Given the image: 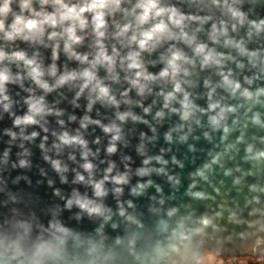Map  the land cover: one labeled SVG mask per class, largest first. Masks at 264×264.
Here are the masks:
<instances>
[{"label":"water","instance_id":"95a60500","mask_svg":"<svg viewBox=\"0 0 264 264\" xmlns=\"http://www.w3.org/2000/svg\"><path fill=\"white\" fill-rule=\"evenodd\" d=\"M162 5L205 18L203 24L187 21V30L196 34L198 43L225 57L220 66L201 67L202 58L191 47L177 44L195 59L194 65H186L190 75L181 78L189 83L183 87L197 109L205 110L187 121L181 118L183 93L164 107L159 93L172 91L170 83L152 85L151 93L140 96L123 71L117 83L101 68L98 75L119 106L96 100L89 111V90L79 98V88L73 85L45 92L27 76L22 62L0 65L7 66L14 79L21 77L5 86L8 100L0 95V264H202L206 251L264 263V95H241L245 89L253 94L264 89V25L258 30L253 24L264 21V0H228V6L242 13L237 17L224 0L220 6L212 0H162ZM12 7L19 11L17 3ZM221 21L228 35L213 42L212 25L222 27ZM92 39L89 35L77 50L92 52ZM226 40L242 44L245 52L226 45ZM112 43L108 41L109 48ZM168 46L144 54L149 72L158 74L164 68L160 57ZM0 48L23 50L29 57L38 53L45 69L54 62L51 47L0 39ZM55 63L58 74L83 67L62 50ZM221 72H231L230 79L240 83L235 95L219 86ZM45 79L54 84L56 78ZM212 87L216 92L210 101ZM40 97L51 111L37 116L36 124L17 125V118L30 114L28 101ZM216 101L234 109L219 127L209 120L219 109L207 111ZM157 112L164 115L158 117ZM124 113L132 115L120 120ZM86 116L93 122H86ZM113 126L119 133L104 130ZM65 133L69 140L79 138L85 144L65 143L60 139ZM117 135L119 139H113ZM113 145L116 150L109 153ZM117 177L126 182L117 183ZM101 181L103 194L97 195ZM97 207L99 213L89 212Z\"/></svg>","mask_w":264,"mask_h":264},{"label":"clouds","instance_id":"9594fccd","mask_svg":"<svg viewBox=\"0 0 264 264\" xmlns=\"http://www.w3.org/2000/svg\"><path fill=\"white\" fill-rule=\"evenodd\" d=\"M212 2L214 5L220 6V0H212ZM14 3L18 4V12L13 10ZM126 3L131 4V0H0V39L8 42L19 39L33 45L51 47L54 61L50 67L45 69L37 58L38 53L29 57L23 50L8 52L4 48H0V65H3L5 61L9 63L22 62L27 70V76L45 92H52L65 85H73L79 88L76 93L77 98H79L85 90H89L91 101L89 111L96 100L119 106V101L112 94L110 86L105 83V79L98 75L101 68L107 72V79L117 83L121 79L120 71H123L125 73L124 79L131 85V88L137 90V94L140 96H144L146 92L151 93L153 91L152 85L160 84L163 87L170 83L173 86L172 91L159 93L164 97V107L168 108L171 102L177 99V94L183 93V99L180 101L183 108L181 118L185 121L189 120L197 110L205 111L204 109H197L193 104L190 94L183 87L185 83L189 82L181 78L190 75L186 65H194L195 59L187 56L177 46L178 43L182 42L191 47L195 56L202 58L201 67H208L213 64L220 66L225 59L224 55L216 53L214 49H209L205 43H198L196 34H190L187 30V21H199L203 24L205 18L185 15L174 6H163L162 0H136L134 4H131V7H125ZM37 4L39 9L35 6ZM224 6L228 7L233 17L242 16V13L228 6V0H224ZM118 13L121 14L120 20L116 19ZM9 17H11L10 23H8ZM220 23L222 27H218L216 24L212 25L210 39L213 42L218 43L221 36L228 35L226 23L224 21ZM253 24L259 30L261 25H264V21H261L259 25H256L255 22ZM196 31L199 32L200 29L198 28ZM89 35L93 38L90 45L93 51L82 54L77 49L83 45ZM109 40L115 41L110 48ZM164 44L169 45L167 54L160 57L165 66L158 74H153L148 71L144 54H151ZM225 44L234 45L242 53L245 52L242 44H235L232 40H226ZM61 50L70 60L78 61L83 67L79 70H65L62 74H58L59 70L55 61L58 60ZM220 75L223 77V84L219 86L225 87L232 95H235L241 88L240 83L230 79L231 72L227 74L221 72ZM46 76L56 78L55 83H49L45 79ZM20 78L17 76L15 79ZM15 79L7 66L0 68V95L5 93V86L8 83H14ZM205 84L210 86L208 81H205ZM128 91H125L123 95L127 96ZM215 92L216 88L212 87L208 93L210 101ZM92 94H95V99L92 98ZM241 95L252 99L254 95L256 97L264 95V89H259L255 94L245 89ZM8 99L7 95H3V100ZM126 102L131 103V101ZM28 103L30 114L23 118H17L15 121L17 125L22 123L36 124L38 123L37 116H42L51 111L47 109L44 97L31 98ZM8 107L9 105L5 104L6 110ZM217 109H219L218 113L209 117L210 123L215 127L220 126L221 121L226 118V113L234 111L231 107L222 106L220 101L210 103L207 111L215 112ZM144 111L147 113L150 108H145ZM172 111L178 110L173 108ZM129 115L132 114H120L119 119L125 120ZM156 115L161 117L164 113L157 112ZM84 119L86 122H93L87 116ZM132 119L139 118L132 116ZM257 123H259L258 118ZM104 130L106 132L115 130L119 133V129L115 126L112 128L105 127ZM60 139L65 143L75 141L85 144V141L79 138L69 140L67 133ZM113 139H119V135ZM167 139H172L170 134ZM181 139L184 140L186 137ZM115 150L114 145L108 149L109 153ZM156 159L162 161L160 157H156ZM148 162L145 161L146 164ZM162 162L166 163V161ZM55 166L57 170H60L58 162L55 163ZM84 167L91 170L92 165L86 164ZM79 179L83 180L84 177L80 176ZM116 182L122 183L126 180L124 177H117ZM102 184L103 181L96 185L97 195L103 194ZM140 187L142 189L144 186L141 185ZM116 191L119 192L121 189ZM76 203L80 204L81 207H86V204L80 200H77ZM71 204L72 201H69V206ZM89 212L99 213L100 209L99 207L90 208ZM123 214L121 212V215ZM3 255L4 251L0 250V257Z\"/></svg>","mask_w":264,"mask_h":264},{"label":"rangeland","instance_id":"374dc122","mask_svg":"<svg viewBox=\"0 0 264 264\" xmlns=\"http://www.w3.org/2000/svg\"><path fill=\"white\" fill-rule=\"evenodd\" d=\"M211 257L212 258H217L216 256H214V255H212L211 254V252H209V251H207L205 254H204V256H203V258H202V263L203 264H211ZM239 261H241V263L240 264H247V263H249L250 261H253V262H257L258 263V260H254V259H251V258H245V259H241V260H239ZM224 262H225V260H224ZM261 262V261H260ZM215 264H223V261L222 260H216L215 259ZM264 264V263H263Z\"/></svg>","mask_w":264,"mask_h":264},{"label":"trees","instance_id":"16d2710c","mask_svg":"<svg viewBox=\"0 0 264 264\" xmlns=\"http://www.w3.org/2000/svg\"><path fill=\"white\" fill-rule=\"evenodd\" d=\"M211 254L212 255H214V256H216L215 254H213L212 252H211ZM217 257V256H216ZM215 259L217 260H222L223 261V264H236V263H241V261H239V260H241V259H245V258H241V259H239V260H231V259H229V258H220V257H217V258H212L211 257V264H215ZM252 259V258H251ZM224 260L226 261V263L224 262Z\"/></svg>","mask_w":264,"mask_h":264},{"label":"flooded vegetation","instance_id":"af4514ba","mask_svg":"<svg viewBox=\"0 0 264 264\" xmlns=\"http://www.w3.org/2000/svg\"><path fill=\"white\" fill-rule=\"evenodd\" d=\"M206 252H207V251H206ZM206 252H205V253H206ZM202 258H203V257H202ZM201 261H202V259H201ZM202 264H203V263H202ZM249 264H262V262L258 261V263H257V262L250 261Z\"/></svg>","mask_w":264,"mask_h":264},{"label":"crops","instance_id":"0c3cea01","mask_svg":"<svg viewBox=\"0 0 264 264\" xmlns=\"http://www.w3.org/2000/svg\"><path fill=\"white\" fill-rule=\"evenodd\" d=\"M225 263H226V261H225ZM236 264H240V263H236ZM247 264H249V263H247Z\"/></svg>","mask_w":264,"mask_h":264}]
</instances>
